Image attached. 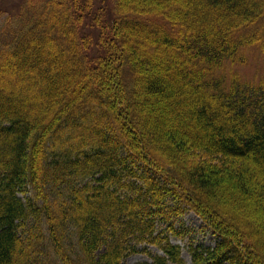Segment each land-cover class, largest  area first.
I'll return each instance as SVG.
<instances>
[{
	"label": "trees",
	"instance_id": "1",
	"mask_svg": "<svg viewBox=\"0 0 264 264\" xmlns=\"http://www.w3.org/2000/svg\"><path fill=\"white\" fill-rule=\"evenodd\" d=\"M95 1L0 22V264H264V0Z\"/></svg>",
	"mask_w": 264,
	"mask_h": 264
},
{
	"label": "rangeland",
	"instance_id": "2",
	"mask_svg": "<svg viewBox=\"0 0 264 264\" xmlns=\"http://www.w3.org/2000/svg\"><path fill=\"white\" fill-rule=\"evenodd\" d=\"M23 1L24 0H0V22L3 21V18L10 10L15 12ZM94 4L96 6L95 8H97L101 2L100 0H96ZM86 30L88 31V34L86 33L88 36L90 33V35L96 37V32L91 29V27H87ZM250 50L249 53L252 57L258 55V50L256 48H251ZM244 71L250 74L252 72V66H246ZM181 224L183 225L182 229H185L187 232L183 236L172 235L171 237L174 242L179 243L182 246V255L188 264H190L192 260L189 245L191 243L194 245L204 244L214 246L218 237L209 227L206 226L202 218L192 210H186L185 213L177 219L176 226H180ZM150 248L153 251H159L155 246H150ZM147 258L148 257L143 253H136L128 256L123 261V264H135L136 262Z\"/></svg>",
	"mask_w": 264,
	"mask_h": 264
}]
</instances>
